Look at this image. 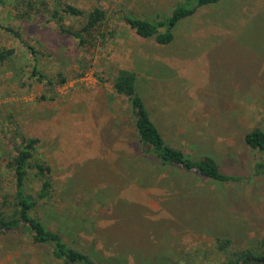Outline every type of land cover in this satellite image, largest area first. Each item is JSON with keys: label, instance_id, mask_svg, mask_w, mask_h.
I'll list each match as a JSON object with an SVG mask.
<instances>
[{"label": "rangeland", "instance_id": "374dc122", "mask_svg": "<svg viewBox=\"0 0 264 264\" xmlns=\"http://www.w3.org/2000/svg\"><path fill=\"white\" fill-rule=\"evenodd\" d=\"M22 1L0 6V49L16 50L0 65V184L12 188L5 166L17 128L39 139L37 158L50 168L53 189L41 220L100 264H214L215 238L230 239L235 249L257 247L264 238V172L256 169L264 155L244 136L264 130V0L203 6L177 23L164 46L121 18L164 19L181 0H62L106 11L105 27L115 37L89 48L45 18L21 23ZM63 23L78 29L81 22ZM6 27L38 52L37 70L53 87L32 77L30 51ZM117 69L137 74L138 91L169 144L213 157L240 180L219 184L143 157L128 101L112 90ZM39 189L37 181L28 185L33 196ZM46 250L9 234L0 238V264H47Z\"/></svg>", "mask_w": 264, "mask_h": 264}, {"label": "trees", "instance_id": "16d2710c", "mask_svg": "<svg viewBox=\"0 0 264 264\" xmlns=\"http://www.w3.org/2000/svg\"><path fill=\"white\" fill-rule=\"evenodd\" d=\"M8 0H0V6H6ZM221 0H181L167 18H139L132 14L124 15L121 21L143 39H154L158 45H169L173 42V29L177 23L196 13L207 5H214ZM19 7V6H18ZM22 11L17 14L21 23H33L39 18L54 22L56 30L65 36L73 37L79 48L95 47L103 44L106 35L115 37V30L109 31L105 24L108 16L105 10L95 8L84 11L64 4L62 0H28L20 4ZM64 17L80 20V27L72 29L64 25ZM14 38L21 40L34 61L32 77L48 87H53L48 79L37 70L38 57L32 47L22 40L17 30L6 27ZM101 41V42H99ZM16 54L15 49H0V65H7ZM66 80L58 76V84ZM138 77L134 71L117 69L112 78V90L128 101L129 111L134 122L136 137L142 155L162 167H173L185 173L197 174L219 184L237 183L240 178L221 171L217 161L209 155L193 157L182 149L169 144L157 125L154 123L137 87ZM11 140L12 155L6 162V169L11 175L12 188L0 184V238L16 234L27 238L38 248L47 249V264H100L90 253L73 247L58 230H50L41 220L39 209L51 200L53 189L49 177L50 168L37 158L39 139L29 138L13 128ZM248 147L264 155V130L254 128L244 136ZM257 172H264V165H259ZM31 181H37L40 189L35 196L28 190ZM215 250L218 259L214 264H261L264 262V238L255 248L235 249L230 239L215 238ZM167 264H188L171 262Z\"/></svg>", "mask_w": 264, "mask_h": 264}, {"label": "water", "instance_id": "95a60500", "mask_svg": "<svg viewBox=\"0 0 264 264\" xmlns=\"http://www.w3.org/2000/svg\"><path fill=\"white\" fill-rule=\"evenodd\" d=\"M255 262H261V264H264V262H262V261H260V260H257V261H255Z\"/></svg>", "mask_w": 264, "mask_h": 264}]
</instances>
